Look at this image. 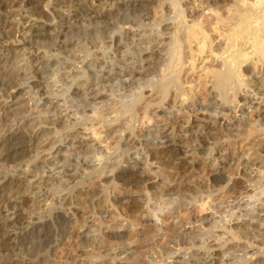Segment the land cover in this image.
<instances>
[{
	"label": "bare ground",
	"instance_id": "6f19581e",
	"mask_svg": "<svg viewBox=\"0 0 264 264\" xmlns=\"http://www.w3.org/2000/svg\"><path fill=\"white\" fill-rule=\"evenodd\" d=\"M8 21L14 24L12 31L4 30ZM263 74L264 0H0V99L15 101H0V264H25L26 243L42 251L33 264H54L50 244L56 234L64 238L70 215L82 203L91 212L77 235L94 253L91 264L126 263L116 257L139 247L134 238L129 241L133 224L122 219L108 225L107 233L101 226L106 207L115 205L113 199L105 200L107 184L136 175L124 165L127 160L146 172L133 181L135 188L144 185L142 195L121 198L127 205L141 202L148 208L152 186L173 185L175 172L187 163L198 172L207 166L209 183L215 186L208 201L213 191L233 189L224 170L233 162L235 175L244 174L247 181L231 198L240 207L256 194L252 182L258 184L264 176V159H236L217 143L225 139L221 130L239 136L251 124L246 109L228 117L224 103L254 107L257 102V108L264 100ZM203 91L208 98L198 103V97L206 96ZM88 97L100 106L89 105ZM198 104L205 109L210 104L203 117L191 114L190 107ZM263 115L252 118L257 124L251 132L264 133ZM137 123L143 129L138 133ZM128 137L134 139L132 148ZM134 148L143 152L142 160ZM28 170L34 174L27 176ZM94 176L105 179L102 190L90 185ZM188 178L181 181L190 184ZM176 188H163L169 216L186 211L197 197L187 199L190 192L183 195ZM56 206L64 208L63 217L50 229L47 222H53ZM207 208L216 216L219 206ZM163 220L153 213L139 223L162 231L160 225L169 227ZM174 222L170 228L179 229L176 248L167 244L159 259L140 264H165L163 254L185 262L183 250L195 244V228ZM39 224L43 229L36 233ZM232 228L228 226L231 240L238 237ZM206 245L211 257L218 256L220 245Z\"/></svg>",
	"mask_w": 264,
	"mask_h": 264
},
{
	"label": "rangeland",
	"instance_id": "374dc122",
	"mask_svg": "<svg viewBox=\"0 0 264 264\" xmlns=\"http://www.w3.org/2000/svg\"><path fill=\"white\" fill-rule=\"evenodd\" d=\"M13 29H14V24L11 23L10 21H8L4 26L5 31H12ZM263 76L261 75V77ZM125 80L127 81V79ZM112 84L113 86L116 85L117 81L113 82ZM257 91H263V90H257ZM204 94L206 96H203V98L202 96L198 97L199 98L198 103H202L203 99L206 100L208 98V95H207L208 93H206V91H203V95ZM252 94L253 92H250V95ZM259 95L260 93H257V96ZM130 98L131 97H125L123 99L128 100ZM22 99L25 100V98H22ZM59 99L60 98H57L55 100H59ZM0 101H5L6 105H9L15 102V101H12L11 98H5V99L1 98ZM86 102L87 103L89 102V105L91 106H95V105L100 106L101 104L97 102L95 99H92L91 97H88ZM59 103L61 104V102ZM255 103H254V107H251L249 103L244 105L241 101L236 106L232 104L224 103L228 117L234 116L233 118H235V115H239L242 113L241 108H244L246 109L245 111L247 113L246 114L247 116L245 117H247L248 121L251 123L247 125L244 129L239 131V132H242L239 136L233 135L232 134L233 131L226 132V131L221 130L220 131L221 133L219 132L222 136H224L223 138L225 139H220L217 144H219L223 148H226V153L228 152V154L234 156V158L236 159L238 157H241L243 159L247 157L259 158L260 160L264 159V157L262 156L264 153L263 130L261 129L258 131L251 132V126L253 124L255 125L257 124L256 122H254L255 120H253L252 118L255 119L256 115L259 113H261V115L264 114V111H263L264 110V100L260 102L261 104L259 103L257 108H255L257 105V102ZM192 106L190 107V110L192 109L191 112H193L191 114L193 115L196 113L198 116L202 115L201 117H203L204 114H206V109L210 108L209 107L210 104L207 105L208 107L206 106V109L205 107L204 108L201 107L200 104H198L197 106H193V108ZM188 113L189 112H186L183 118L187 117ZM248 115L250 116L248 117ZM263 120H264V115H263L262 121ZM140 126L141 125H139L138 123L135 126L136 133L143 130ZM106 128H107V125L104 126V128H100L99 132H102V133L105 132ZM124 135H126V131L124 132ZM130 138L131 137H128V139ZM132 139H130V141L128 142V146L131 148L134 145V139L133 140ZM153 141L156 142L155 140ZM63 143H66V140H63ZM133 152L135 153V154L133 153L135 156H138V159H139L138 161L142 160L141 158L143 156V152H141L137 148H134ZM210 158H212V155L210 156ZM134 163L135 161L133 160H127L126 162H124V165L125 166L128 165L132 170L136 172V175L137 173H143V174L146 173L144 168H139L138 162L135 163L136 165ZM231 164H230V167L228 166L224 170H225L227 177L231 178L230 183L233 185L232 187L233 189L229 191L228 189L227 191L223 189L219 193H215L213 191L208 201H207L208 199L207 197H208V194L210 193L209 191L215 188V186L213 185V183H209V180H208L209 171H208L207 166L205 165L200 166L199 172L198 170L192 171V169L189 168V166L184 165L183 167H185L184 170L186 171H184L182 167L181 169L175 172L174 178L176 179L175 180L176 183H173V185L170 186V184L165 182L163 187L158 184H156L155 186H152L153 188H151L150 190V196L154 195V199H151L149 201L148 208H146V206L143 205L141 202H139L137 205H134V206L130 204L127 205V203H124L123 200L121 199L122 197H125L128 195H130L129 197H133V198L140 197L139 195H142V193L145 191L144 185H140L138 188L133 187V181H135L136 180L135 178H137L136 175L131 176L130 177L131 179L130 178L118 179L117 180L118 183L116 182V180L110 181L107 184L108 189H107V192L105 193V200L107 202L109 199H113L115 201V205L109 203V206L106 207V211L102 217L104 221L101 226L102 232L107 233L106 230L109 229L108 225L114 226L116 222L121 221L122 219L128 222L130 221L133 224V227L128 230V234L130 235L129 241H131L134 238L135 240H138V241L135 242L134 240L133 244H137V246H139L133 253L128 254L126 252L123 254H119L116 257L117 258L116 260H124L126 262L124 264H128V263L129 264H140L146 258L154 259L156 257V259H159V254L161 253V250L165 246H167V244L175 243V235L178 234L179 229L178 227L170 228V225L172 224V222L175 221L177 224L182 223L183 224L182 227L183 226L184 227L193 226L195 228V231L191 235L192 236L195 235L194 240L196 242L193 246L183 250L185 254L184 255L185 262L181 264H264V176H261L260 178L261 180H259L258 184H255V182H252V184H254V186L252 187H255L256 194H254V196L251 198H248V197L245 198L247 199V201L240 204L239 205L240 207L238 206L236 207V205L234 206V202H231L232 201L231 198H234L235 195L239 193L238 191L241 185H243V183H246L247 181H246V178H244V174H242V177L235 175V171H234L235 169H233L235 163L231 162ZM254 166L250 167L252 171H254L253 170ZM187 168H189L191 172H189L188 171L189 169L187 170ZM249 170L248 172L251 173V171ZM157 172H158L157 179L159 180V182H161L163 174L161 175L160 173L161 170ZM186 172L188 173V175L187 174L185 175ZM33 174H34V171L32 170H28L26 172L27 176H32ZM190 174H192L193 176L192 175L190 176ZM43 176L47 177L48 174H44ZM185 176H189L188 181L190 184L186 185L184 184L183 181H181L185 179ZM100 179L101 178L98 176H94L91 179L90 185H92V188H94L95 190H102L104 186L106 185L102 181L105 179L104 178L101 180ZM181 182L182 184H180ZM248 182H251V181H248ZM222 185L224 186V183H218V185L216 186H222ZM175 186L181 189L182 193L184 192L183 195L184 194L187 195L188 191L190 192L187 195V199H191V197L195 195H197L198 198L195 196L196 199L188 203L184 201L183 204L187 203L186 205L188 206V208H186V211L184 209L182 211L181 209L180 210L181 213L179 211L180 215L178 213H174L171 216H169L168 214L169 206H166L164 203L165 201H169V200H168V197L164 195V193L167 191L163 188L175 187ZM237 187H239L238 191H237ZM195 188L196 189L198 188L197 191H194L196 190ZM110 194L112 195L110 196ZM175 204H176V201H173L172 205H175ZM80 205L81 206L77 208L78 209L77 211L79 212H76L73 216L70 215V222L65 226L66 227L64 228L65 230L63 229L64 230L63 233L65 235L63 236L64 238H59L57 236H59L60 234H56L57 235L55 236L56 240H54L50 244L49 260L54 264L55 263L56 264H75V263H78L80 260H83L85 264H91L93 261H95L94 259L95 256H94L92 249L90 248L89 245L83 244L81 237L79 236L81 235V232L83 231L82 230L83 227L81 224L84 221V217H87L89 212H91L90 206H88L86 203L84 204L82 203ZM214 205L219 206V208L217 209L218 213L216 212V216L209 214L210 209L207 208L208 206H214ZM157 206H160L162 208L160 210H156L155 212H153L152 209L157 208ZM63 210L64 208L60 206H56L54 208L53 213H52L53 222L52 223L49 221L47 222V226L50 229H52L56 224H58L59 217H63ZM153 213L159 214L168 223L169 227H167V224L162 225V226L160 225V227L162 228V231L164 232H162L161 229H157L158 230L157 231L156 227L155 228L151 227L152 229H149L150 227L147 228L145 225H142L139 223L140 220H143L145 215H149ZM207 216L209 218H205V220L199 219L201 217H207ZM94 222L97 223V220L96 221L94 220ZM175 222L173 223V225L176 224ZM39 225L36 228V231H37V232L35 231L36 233L40 232V230L43 229V228L41 229V224ZM228 226H230L231 228L232 227L234 228V229L232 228V231L234 230L233 232H235V234H238L237 236L239 238L236 237V238H233V240L230 239L229 237L230 233L228 230ZM227 238L230 240H228ZM225 240H226V243L223 244ZM139 242L143 243L142 244L143 246ZM208 242L210 243L216 242L217 245H220L219 247L221 251L218 254V256L216 255V256L211 257V255L209 254V251L207 250L206 244ZM219 242H222V243H219ZM174 247L176 248L175 244H174ZM36 248L37 247H35V244L33 243L32 244L26 243L24 245L23 252L25 256L23 258V262L25 264L31 263V259H32V264H33L34 259H35L34 255L37 256V258L40 257V253L42 251L37 253ZM257 249L259 250L258 253H257L258 251ZM250 252L252 253L254 252L257 254H252L253 256L251 255V257H246L247 256L246 254ZM131 254L133 255L130 256ZM134 256L136 257V259H133L135 258ZM162 257L164 259L165 264L166 263L179 264L177 261L173 259V257H170V256L166 257L164 254L162 255Z\"/></svg>",
	"mask_w": 264,
	"mask_h": 264
}]
</instances>
